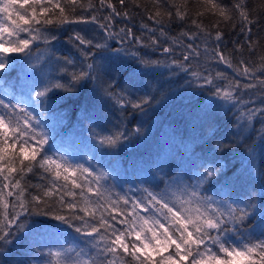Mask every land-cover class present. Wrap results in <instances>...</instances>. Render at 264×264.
<instances>
[{
	"label": "snow or ice",
	"instance_id": "6c2138e0",
	"mask_svg": "<svg viewBox=\"0 0 264 264\" xmlns=\"http://www.w3.org/2000/svg\"><path fill=\"white\" fill-rule=\"evenodd\" d=\"M133 3L142 6L140 0ZM151 5V9L143 7L155 27L145 25L152 34L145 38L127 26L113 30L115 18L127 19L130 13L118 11L112 0H0V264H34L45 258L39 253L43 248H47L49 264H264V170L258 176L254 173L256 147L242 135L253 121L264 122V55L254 64L243 57L244 45L237 44L242 58L234 65L219 45L221 25L236 27L238 21L248 52H254L257 44L251 39V26L258 21L250 17L256 10L250 8L249 0H233L230 7L222 0H197L193 17L188 0H151ZM119 6L126 8V0H119ZM101 10L108 14L98 17L95 13ZM205 15L216 18L211 26L217 29L214 36L199 22ZM174 18L190 19L198 29L193 36L215 41L212 58L231 69L232 78L221 72L202 75L191 65L185 67L193 55H201L191 43L186 45L189 51L183 61L172 60L171 65L142 52L160 44L155 33L164 36V26ZM89 24L101 30L102 42L81 31L67 37L83 58L77 68L76 58L57 55L61 37L54 33ZM110 40H117L119 47H111ZM41 42L44 49L39 47ZM135 44L141 49L133 51ZM204 51L209 52L207 46ZM34 59L41 63L31 64L30 72L26 65ZM44 65L62 66L53 77L43 71ZM176 67L202 81L200 87L214 85L213 104L219 107L223 101L228 110L239 112L230 129L239 137L235 143L244 146L247 165L239 174L229 175L226 164L216 163L215 152L221 148L217 144L208 161L211 166L206 157L189 153L173 167L157 153L154 164L142 163L130 178L114 159L105 162L104 154L115 158L132 143L146 140L143 121L131 130L120 124L112 130L106 126V117L89 115L98 129L87 135L94 149L73 154L57 147L55 137L63 115L54 101L81 103L87 91L86 102L94 108L113 103L147 116L155 107V94L172 81L158 80L159 87H154L145 77L158 78L165 70L171 76ZM17 69L15 79H10V72ZM217 80L226 82L216 85ZM137 91L145 94L137 95ZM249 93L245 101L243 96ZM211 117L204 113L201 123ZM259 148L264 164V134ZM37 170L41 183L27 185L25 177ZM137 181L140 184L131 187ZM125 183L130 186L123 194L115 190H123ZM29 187L37 194L32 195ZM53 236L64 237L56 241L55 249L47 244Z\"/></svg>",
	"mask_w": 264,
	"mask_h": 264
},
{
	"label": "trees",
	"instance_id": "16d2710c",
	"mask_svg": "<svg viewBox=\"0 0 264 264\" xmlns=\"http://www.w3.org/2000/svg\"><path fill=\"white\" fill-rule=\"evenodd\" d=\"M95 2V0H94ZM180 3L181 0H176ZM226 6H231L233 0H222ZM112 3L116 5L118 11L127 10L130 13V18L116 17L114 31H118L121 27H130L137 36L145 38L150 37L152 34L148 32L145 25L155 27L152 21L148 19V13L145 12L143 6L152 8L151 0H140L141 7L137 8L133 0H126V8L122 9L119 6V0H112ZM261 5H264V0H249V6L251 9L256 10L254 17L258 22L251 26L252 34L251 39L256 42L257 48L254 52L249 53L246 47L247 37L241 33L239 22L236 21V27L232 26V23H223L220 27V31L223 32V37L219 41L221 50L229 55L233 61V64H237L242 58L241 52L237 50V44L244 45L243 57L253 61L254 64H259L260 57L264 55V11H261ZM167 7V6H166ZM191 15L195 16L197 10V0H188L187 5ZM168 10L175 11L174 8ZM98 17L106 16L107 10L97 11L95 13ZM199 22L202 23L205 29L212 32L213 36L217 29L211 26L216 22V18L211 15H205L199 18ZM165 35L161 36L157 31L155 35L160 40V44L155 48L142 49V52H150L151 59H159L165 64L171 65L172 60L183 61L184 54L189 51L186 47L187 44H193L194 48H197L201 55L199 57L192 56L189 61L184 62V66L191 65L193 71L200 72L202 75L215 76L217 72L224 73L226 77L232 78L234 75L232 70L225 64L218 62L212 58L211 50L215 47V41L213 39H205L203 35L198 38L193 36V33H197L198 29L195 25L191 24V20L181 21L179 19H173L165 26ZM73 31H81L82 34H86L89 39L95 37L96 42H102L101 30L94 24L89 25H72L68 26V31L61 33H54L61 37L60 42L57 43L58 49L57 55L74 57L77 60V68H79V62L83 59L76 51L74 46L68 42L67 37L72 35ZM182 33H189L188 36L181 35ZM118 39V38H117ZM175 41V43H173ZM111 47H119L117 40L108 41ZM207 46L209 52L206 54L204 49ZM41 49H44V44H39ZM163 47H171L173 49L170 53H163L161 49ZM141 49V45L135 44L132 48L133 51ZM35 51V49H34ZM40 60H32L29 62V71H33L30 67L31 64L39 65ZM60 66L56 65H44V72H51L53 77L59 73ZM19 69L10 72V79H15ZM35 71L40 72L39 68ZM69 71H72L69 68ZM43 75V73H41ZM158 80H171L172 83L164 84L156 95V101H153L155 107L148 110L147 116H142L137 110L132 109L130 106L126 109H121L119 105L109 103L106 108L99 109L93 107L92 104L86 102L88 92L85 91L80 97L81 103H75L71 100L65 102L63 100L54 101L56 111L62 113L63 123L57 130L55 137L57 141V147L63 148L73 154H80L86 151H92L94 144L87 136L90 131L94 129L92 120L88 118L92 116H102L107 118V127L116 130L115 125H126L128 130L137 126V121H143L142 132L146 133L147 139L141 138L140 141L132 143L125 149L119 151V155L115 158L109 157L107 153L104 154L105 162L109 159H114L120 169L127 170L129 177L136 175L134 168H139L142 163L153 162L156 159L157 153L161 158H166L175 167V162L180 159L181 156H186L189 153L206 157L205 161L208 166V161L213 157V149H216L217 144L221 145L220 149L215 152L216 163L218 165H227L229 169V175L233 172L239 174L243 171L247 165V161L243 156V145H237L235 141L239 137L235 134L233 129L236 123V117L239 112L236 108L229 109V105L223 101H219V107L212 103L213 92L215 91L214 85H204L200 87L202 81H197L191 76L190 72H184L181 68L176 67L174 74L169 76L167 70L163 72V75L158 78L145 77V82L150 83L154 87H159ZM226 81L217 80L216 85H222ZM245 81H242V83ZM89 89L92 87L88 85ZM257 97H259V90H255ZM143 91H137V95H144ZM251 93L245 94L243 99L247 101L250 99ZM87 108V112H85ZM241 111L243 109L241 108ZM204 113H211L212 117L208 123H201V118ZM123 130V128H121ZM264 134V122L253 121L250 128H245L242 135L248 136L246 143L256 147V161L254 173L258 176L260 171L264 170V164L260 161V148L259 140L260 135ZM255 142V144H253ZM85 155H87L85 153ZM99 155V153H98ZM95 163V161H93ZM200 163V161H197ZM202 170V169H201ZM105 171L110 169L105 168ZM175 174V173H173ZM25 183L30 186H34L41 183L39 170L34 173H30L25 177ZM109 183H113L109 181ZM140 182L131 185L135 188ZM130 186L129 183L123 184V190L119 187L116 191H126ZM141 187H148V185H140ZM163 187V185H161ZM28 191L35 195L37 190L33 187H29ZM212 193H209L211 195ZM42 220L47 218H40ZM55 223L54 221H52ZM62 236H53L48 241L49 247L55 249L58 245L57 240H63ZM68 245L65 244L64 247ZM172 249H169V252ZM39 253H43L45 258L37 260L34 264H49L47 257V248L39 250ZM38 253V254H39ZM166 254V253H165ZM153 255H155L153 253ZM125 264H128L126 261Z\"/></svg>",
	"mask_w": 264,
	"mask_h": 264
},
{
	"label": "rangeland",
	"instance_id": "374dc122",
	"mask_svg": "<svg viewBox=\"0 0 264 264\" xmlns=\"http://www.w3.org/2000/svg\"><path fill=\"white\" fill-rule=\"evenodd\" d=\"M171 252V251H170ZM168 253H166L165 255H167Z\"/></svg>",
	"mask_w": 264,
	"mask_h": 264
}]
</instances>
